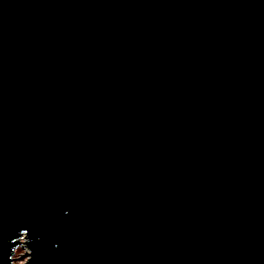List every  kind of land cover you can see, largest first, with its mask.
Wrapping results in <instances>:
<instances>
[{"label":"water","instance_id":"obj_1","mask_svg":"<svg viewBox=\"0 0 264 264\" xmlns=\"http://www.w3.org/2000/svg\"><path fill=\"white\" fill-rule=\"evenodd\" d=\"M27 255L264 264V0H0V264Z\"/></svg>","mask_w":264,"mask_h":264},{"label":"rangeland","instance_id":"obj_2","mask_svg":"<svg viewBox=\"0 0 264 264\" xmlns=\"http://www.w3.org/2000/svg\"><path fill=\"white\" fill-rule=\"evenodd\" d=\"M22 241L20 244L15 247L13 257L20 256V255H26L27 251H29V248L27 244H25V238L21 239ZM29 259V256H21L18 258L13 259L12 264H27Z\"/></svg>","mask_w":264,"mask_h":264}]
</instances>
